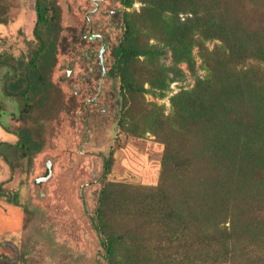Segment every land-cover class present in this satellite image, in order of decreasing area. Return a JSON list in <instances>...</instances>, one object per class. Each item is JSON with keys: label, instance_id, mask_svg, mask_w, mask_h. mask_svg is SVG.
I'll return each instance as SVG.
<instances>
[{"label": "trees", "instance_id": "16d2710c", "mask_svg": "<svg viewBox=\"0 0 264 264\" xmlns=\"http://www.w3.org/2000/svg\"><path fill=\"white\" fill-rule=\"evenodd\" d=\"M142 1L143 13L124 19L117 53L123 86L134 93L137 77L129 59L151 53V39L172 45L173 55L187 61L198 47L207 74L191 92L173 97L169 114L144 112L147 127L165 145L160 183L117 182L110 184V196L102 191L111 215L133 220L130 228L102 238L107 258L128 264L121 256L127 248L155 264H264V70L240 66L250 58L264 61V22L253 13L233 12L223 0ZM35 9L37 46L23 69L16 73L18 61H4L6 54H0V65L9 67L7 80L15 81L6 91L23 102V119L37 104L61 102L51 77L62 10L58 0H35ZM202 38L222 44L204 48ZM19 135L24 151L29 147L23 140L32 143V154L45 143L37 125L23 127ZM4 185L0 202L25 210V179L9 191ZM99 211L90 213L97 230ZM142 223L154 228L152 238L136 236L133 230Z\"/></svg>", "mask_w": 264, "mask_h": 264}, {"label": "rangeland", "instance_id": "374dc122", "mask_svg": "<svg viewBox=\"0 0 264 264\" xmlns=\"http://www.w3.org/2000/svg\"><path fill=\"white\" fill-rule=\"evenodd\" d=\"M69 1L58 0L62 31L51 77L61 88V102L54 100L45 107L37 104L36 110L23 119L19 113L23 107L20 98L4 91L7 68L0 65V183L5 182L9 191L22 178L26 181L21 200L25 201V210L22 209L25 218L18 230H14L17 227L6 216L12 215L8 208L19 207L0 202V262L8 264H110L102 238L110 230L122 232L133 225L132 219L111 215L110 205L104 204L106 193L110 196V184L156 186L161 179L165 145L147 127L144 112L156 109L169 114L173 97L182 90L191 92L196 81L207 74L198 47H193L187 61L173 55L172 45L151 39V53L129 59L130 70L137 77L133 93L130 86H123L120 63L112 52L125 30L122 18L114 16V28L106 25L104 29L111 40L105 60L113 79H105L103 93L98 94L96 103L86 105V98L98 90L101 69L97 50L101 42L95 44L76 37V10L71 9ZM223 1L233 12L253 13L264 22V0ZM125 3V6L121 2L112 5L122 8L124 19L131 13L141 15L147 6L142 0ZM36 19L35 0H0V54H6L4 61L8 58L18 61L16 73L23 69L22 64L29 60L36 46L33 32ZM202 40L204 48L222 44L219 39ZM90 48L95 52L89 53ZM240 66L264 70V61L250 58ZM13 112L18 114L13 116ZM52 114L54 117L46 119ZM37 117L39 120L35 122ZM32 125L39 126L45 140L35 154L30 153L34 150L30 147L32 143L23 140L28 152L18 145L21 138L18 133ZM49 160L53 171L47 180L37 184V178L47 175ZM9 162L13 163L14 171ZM97 208L101 230L96 229L90 217ZM133 231L145 238H152L155 233L145 223ZM121 256L128 264L154 263L140 250L123 248Z\"/></svg>", "mask_w": 264, "mask_h": 264}, {"label": "flooded vegetation", "instance_id": "af4514ba", "mask_svg": "<svg viewBox=\"0 0 264 264\" xmlns=\"http://www.w3.org/2000/svg\"><path fill=\"white\" fill-rule=\"evenodd\" d=\"M119 2H121L123 6H125V4H126L125 0H85V1L71 0V1H69L71 9L72 10L73 9L76 10V11H74V12H76V17H77L76 21L78 22V24H77L78 35H76V37L80 38L81 40L82 39L86 40L87 42H90V43H95L96 44L98 42H101V45H100L99 49L97 50V52L99 53V66H100V69H101V74H100V78H99L100 81H99V84H98V87H97L98 90H97L96 94H94L91 97H87L86 98V100H85V104L86 105H89L90 103H92V104L96 103L95 101H96V98H98V94L103 93V81L105 79H109V78L113 79V75H112L111 69L107 70V65H106V60H105V53L108 51L109 47L111 48V40L109 41L108 36L105 33L104 29H105L106 25H109L112 28H114L115 24H114V22L112 20V18L114 16L115 17H120L124 21V12H123L122 8L120 6H117V8H115L114 6L112 7L113 4H116V3L118 4ZM61 10H62V8H61ZM105 17H107L106 18L107 19V23H105L106 22V19H104ZM60 23H61V21H60ZM61 26H62V24H61ZM107 28L108 27H106V29ZM33 32H34V30H33ZM35 42H36V46H37L36 38H35ZM120 43L112 48V52H114L115 57L117 56V53L119 51ZM36 46L34 47V49L36 48ZM57 50H58V46H57ZM101 51H103V62H102V59H101V56H100V52ZM32 52H31V54H32ZM91 52L92 53L95 52V49L90 48L89 49V53H91ZM30 57H31V55H30ZM56 57H57V55H56ZM56 64H57V60H56ZM1 66H4V65H1ZM55 66H54V68H55ZM5 67L7 69H6V72H5V79L3 81V83H4V91L9 96H12V97H15V98L19 99L18 96L9 94L6 91L7 88L12 87L13 85H15V81H10V80L8 81L7 80V73H8L9 67L8 66H5ZM60 90H61V88H60ZM60 96H62V92H61ZM18 110H19V108H18ZM18 110H17V112H18ZM23 111H24V109L22 107L21 110L19 111V113H21V117L23 116ZM17 112H13L12 115L13 116L17 115L18 114ZM0 121H1V119H0ZM28 127H31V126H28ZM48 165H51V169L53 171L51 160H49L47 162V171H49ZM47 175H48V173H47ZM44 177L37 178L36 179V183L38 184V183H40L42 181H45V180H47L49 178L48 177L46 179H43ZM10 205H12V204H10ZM14 206H16V205H14ZM16 207H19V209L21 208L20 210L24 214V211H23L24 209L22 207H20V206H16ZM0 264H8V263L1 262Z\"/></svg>", "mask_w": 264, "mask_h": 264}, {"label": "crops", "instance_id": "0c3cea01", "mask_svg": "<svg viewBox=\"0 0 264 264\" xmlns=\"http://www.w3.org/2000/svg\"><path fill=\"white\" fill-rule=\"evenodd\" d=\"M3 211V210H2ZM8 211H10L11 212V216L10 215H8V216H6V217H8V218H11L12 220V224L14 225L15 224V227H17V229H14V230H18L19 229V227L20 226H22V223H23V221H24V218H23V213H22V211L20 210V209H18V208H15V207H12V208H8ZM3 215V214H2ZM2 217H4V216H2ZM1 217V218H2Z\"/></svg>", "mask_w": 264, "mask_h": 264}, {"label": "water", "instance_id": "95a60500", "mask_svg": "<svg viewBox=\"0 0 264 264\" xmlns=\"http://www.w3.org/2000/svg\"><path fill=\"white\" fill-rule=\"evenodd\" d=\"M100 56H101V59H102V62H103V51L100 52ZM48 169H49L48 175L45 176L43 179H46V178H48L51 175V173H52L51 165H48Z\"/></svg>", "mask_w": 264, "mask_h": 264}]
</instances>
